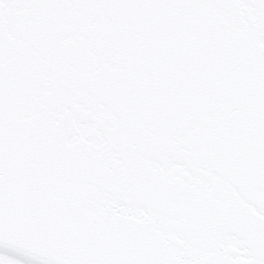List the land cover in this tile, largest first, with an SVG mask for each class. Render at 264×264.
Masks as SVG:
<instances>
[{"label": "snow or ice", "instance_id": "obj_1", "mask_svg": "<svg viewBox=\"0 0 264 264\" xmlns=\"http://www.w3.org/2000/svg\"><path fill=\"white\" fill-rule=\"evenodd\" d=\"M0 264H264V0H0Z\"/></svg>", "mask_w": 264, "mask_h": 264}]
</instances>
